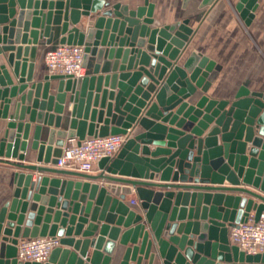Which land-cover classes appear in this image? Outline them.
Listing matches in <instances>:
<instances>
[{
  "label": "water",
  "instance_id": "95a60500",
  "mask_svg": "<svg viewBox=\"0 0 264 264\" xmlns=\"http://www.w3.org/2000/svg\"><path fill=\"white\" fill-rule=\"evenodd\" d=\"M258 6L240 0L246 25ZM154 9L149 0L136 8L120 0H0V55L9 53L0 64V158L18 161L6 162L16 173L0 207V264H41L17 258L19 241L38 237L60 239L44 264H264V253L230 242L232 228L264 210V93L241 88L234 100L210 98L222 66L195 52L180 64L190 20L157 27ZM83 18L89 26L70 29ZM57 38L84 47L85 67L94 57L89 75L39 72L37 80L40 39ZM44 124L52 128L41 141ZM136 126L144 132L131 136ZM109 135L128 139L99 162L103 173L56 167L67 139ZM31 151L35 163L26 164ZM133 191L139 213L126 203Z\"/></svg>",
  "mask_w": 264,
  "mask_h": 264
},
{
  "label": "crops",
  "instance_id": "0c3cea01",
  "mask_svg": "<svg viewBox=\"0 0 264 264\" xmlns=\"http://www.w3.org/2000/svg\"><path fill=\"white\" fill-rule=\"evenodd\" d=\"M122 3H129L131 8L142 6L145 0H120ZM203 0H190L187 7H184V0H149L154 4V19L155 26L162 27L173 24L177 21L185 19L190 20L189 25L194 29V34L186 48V51L180 61L184 62L187 57L195 52L200 56H206L210 60L215 61L222 66L217 79L212 84L208 96L216 100H234L236 94L241 88H246L251 92L264 93V0H259V6L254 13V18L249 25H246L242 19L240 12L237 10V5L240 0H215L210 6L200 8ZM90 21L85 18L79 26L74 27L70 24V29L84 30L89 26ZM83 26V27H81ZM8 44H14V40H8ZM60 45L59 39L51 45H46L45 40L39 42V51L36 60V78L42 81L43 77H38V73L50 74L46 65V53ZM3 46L0 44V47ZM15 46H33V45H15ZM0 55V64H7V55ZM94 65V57H90L88 66L86 67L87 75L91 73ZM8 69L13 75V70L8 64ZM56 83H53L51 93L55 94ZM66 110L71 113L72 104L66 103ZM68 115H70L68 113ZM67 116L65 115L64 118ZM29 116H26L25 123L29 122ZM7 121H0V138L3 136ZM30 142L34 135L36 122L31 123ZM43 131L41 141L47 140L48 133L52 127L42 125ZM64 128L67 125L64 123ZM144 132L140 126L129 130L131 136H135ZM154 148V147H152ZM37 152H30V162L35 163ZM5 161V162H3ZM6 162H18L14 159L0 158V207L7 202L15 188L13 178L16 169ZM103 173L99 163L96 164L94 170L87 173L91 176H97ZM37 175H34V179ZM157 183L158 179L155 180ZM167 184V183H165ZM172 184V183H171ZM136 200L137 204L132 205L131 201ZM126 203L135 210L140 212L139 199L135 192L126 197ZM85 226L84 229H86ZM125 230V229H124ZM98 235V234H97ZM82 236L76 237L80 239ZM119 244V242H117ZM93 249H90V254ZM116 254V252H115ZM121 259L118 258L112 264H120ZM155 264H160L156 262Z\"/></svg>",
  "mask_w": 264,
  "mask_h": 264
},
{
  "label": "built area",
  "instance_id": "2783aa9c",
  "mask_svg": "<svg viewBox=\"0 0 264 264\" xmlns=\"http://www.w3.org/2000/svg\"><path fill=\"white\" fill-rule=\"evenodd\" d=\"M84 56V47L60 44L46 53L45 61L50 74L82 79L87 76ZM127 139L126 135L91 136L82 141L78 138L67 139L56 167L90 173L102 159L115 157ZM131 204L136 205L137 201L132 200ZM230 242L248 255L264 253V210L259 218L255 212H251L246 221L232 228ZM59 246L60 239L54 237L21 239L18 243L17 258L21 262L44 264Z\"/></svg>",
  "mask_w": 264,
  "mask_h": 264
}]
</instances>
